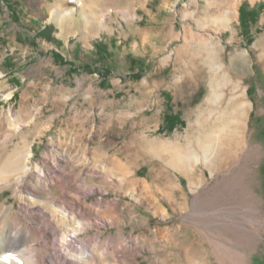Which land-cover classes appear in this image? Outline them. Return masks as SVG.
I'll use <instances>...</instances> for the list:
<instances>
[{
  "label": "rangeland",
  "instance_id": "1",
  "mask_svg": "<svg viewBox=\"0 0 264 264\" xmlns=\"http://www.w3.org/2000/svg\"><path fill=\"white\" fill-rule=\"evenodd\" d=\"M243 3L255 19H242ZM260 3L264 0H0V166L10 172L0 174V207L11 209L7 226H26V217H17L25 195L21 184L46 194L34 172L14 171L18 165L10 155L31 151L22 164L46 166L52 148L65 156L64 184L81 193L85 189L78 186L95 189L81 199L87 203V226L80 236L96 253L89 264H186L180 242L191 233L185 207L194 198L212 222L206 215L198 223L204 245L190 248L192 253L210 259L208 264H264ZM93 33L101 38L93 41ZM207 41L220 53L206 62L199 45ZM212 90L216 114L235 90L234 95L243 93L245 130L238 155L226 142L210 149L213 172L187 151L190 141L205 137L189 128ZM10 109L17 122L4 126ZM167 113L185 123L170 130ZM178 145L187 151L193 175L206 179L187 203L179 190L184 179ZM51 192L64 193L59 183Z\"/></svg>",
  "mask_w": 264,
  "mask_h": 264
},
{
  "label": "bare ground",
  "instance_id": "2",
  "mask_svg": "<svg viewBox=\"0 0 264 264\" xmlns=\"http://www.w3.org/2000/svg\"><path fill=\"white\" fill-rule=\"evenodd\" d=\"M224 21H230V19ZM199 46L204 48L203 53L206 56V62L211 60L214 54L218 56L220 53L215 52L212 44L208 41ZM230 78L233 85L239 88L240 81H235L232 75ZM217 87L220 86L217 85ZM212 91L213 94L205 103L206 106L200 108L198 112L196 124L191 123L189 128L194 134L202 135L204 133L205 135V137L198 136L195 140L190 141V143L196 142L197 145L195 149L189 147L187 150L195 157V160H203L205 163H212L209 151L219 146V142L232 144L237 147L235 153H238L242 148L245 135L244 125L241 121L244 117L243 93L234 95L235 90L234 94L229 97L227 105L216 114L213 108V98L217 92ZM16 122V114L14 110L10 109L4 117V126L16 124ZM177 147L179 162L184 165L183 161L188 155L187 151L185 153L183 147L179 145ZM30 156L31 151L22 154L20 149L11 154L12 162L18 165L14 171L31 170L34 172L37 178L36 185L40 186L46 194H40L31 185H20L25 195L20 197L22 208L17 217L19 221L26 217V226L20 222H15L8 227L7 218L11 209L5 208L4 204L0 207V264H89L92 259L96 258V253L89 248V240L80 236L84 226H87V222H84L87 214V203L82 201V198H85L88 193L94 192L95 189L88 186H78L85 189L81 193L71 188L70 182L64 184L61 180L64 175L62 160L65 156L57 155L54 149L50 148L46 166L39 163L33 166L28 163L22 164V159H24L23 161L29 160ZM9 173L5 166H0V174L6 176ZM73 182L72 180L71 183ZM56 183H59L64 191L60 197L54 196L51 192ZM147 187L149 186L145 184L144 188ZM71 192L77 196L72 195ZM101 203L102 199L100 198L96 204ZM100 219L95 216L96 221H100Z\"/></svg>",
  "mask_w": 264,
  "mask_h": 264
},
{
  "label": "crops",
  "instance_id": "3",
  "mask_svg": "<svg viewBox=\"0 0 264 264\" xmlns=\"http://www.w3.org/2000/svg\"><path fill=\"white\" fill-rule=\"evenodd\" d=\"M98 38H101L99 33H93L91 35V39L93 41H98ZM182 145L185 146V148L189 146V139L187 138L185 143ZM196 145H197L196 142L190 143V148L195 149ZM236 154L238 155V153ZM204 165L207 168H209L212 172L214 168L217 166L214 159L211 165H207L206 163H204ZM179 168H180V173L182 175V178L184 179V186H183V181L182 182L180 181L179 183L180 195H181V198L184 199L187 203V201L190 199L189 197L197 193L199 188L206 182L205 181L206 179H204V177L202 176L200 177L194 176L193 170L190 168V166L186 162H184V165L180 163ZM224 188H226V186H223L220 189L223 190ZM197 200H198L197 198H194L192 201H190L191 202L190 204L192 205L191 208L187 206L185 207V212L189 214L186 220V231H190L191 233L190 234L188 233L186 235V239L184 243L180 242V246L185 249L184 261L186 264H208L210 261V259L208 260V258L206 257H203V256L200 257L198 255H195L190 250V248L204 245L203 236L198 235V228H197L198 223L201 221L204 222V219H205L204 217H206V215L210 216V222H212L211 215H209L211 213L207 211L198 210ZM218 216H219L218 213L214 214V218L216 217L215 223L217 224L219 223ZM223 222H225V220H222V223ZM217 238L218 237H216V240ZM181 259H183V257H181ZM220 262H223V261L221 260Z\"/></svg>",
  "mask_w": 264,
  "mask_h": 264
},
{
  "label": "trees",
  "instance_id": "4",
  "mask_svg": "<svg viewBox=\"0 0 264 264\" xmlns=\"http://www.w3.org/2000/svg\"><path fill=\"white\" fill-rule=\"evenodd\" d=\"M263 3H260L258 6L260 8H263ZM241 13H242V19L245 21L247 19V16H252L253 19H255V11L254 10H247V6L245 5V3L242 4L241 8ZM96 47L98 48V50H101V51H104L105 49H103L99 43H96ZM55 53V56L58 57V58H62V55L58 52H54ZM107 71L110 72V69H106ZM138 75V73H136ZM136 75V76H137ZM165 122L168 124V127L170 128V130L173 129L174 127V124L176 123H181V124H184L185 122L183 120H180V118L177 116V115H173L171 113H167L165 115Z\"/></svg>",
  "mask_w": 264,
  "mask_h": 264
}]
</instances>
